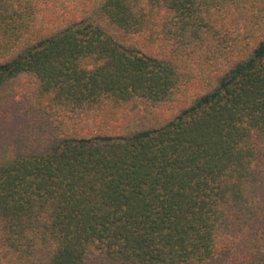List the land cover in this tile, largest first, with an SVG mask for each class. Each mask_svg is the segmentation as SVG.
<instances>
[{
  "label": "trees",
  "instance_id": "obj_1",
  "mask_svg": "<svg viewBox=\"0 0 264 264\" xmlns=\"http://www.w3.org/2000/svg\"><path fill=\"white\" fill-rule=\"evenodd\" d=\"M0 264H264V0H0Z\"/></svg>",
  "mask_w": 264,
  "mask_h": 264
},
{
  "label": "rangeland",
  "instance_id": "obj_2",
  "mask_svg": "<svg viewBox=\"0 0 264 264\" xmlns=\"http://www.w3.org/2000/svg\"><path fill=\"white\" fill-rule=\"evenodd\" d=\"M158 113H160L161 119H166V118L172 117V115L176 113V110H169V111L160 110V112Z\"/></svg>",
  "mask_w": 264,
  "mask_h": 264
}]
</instances>
